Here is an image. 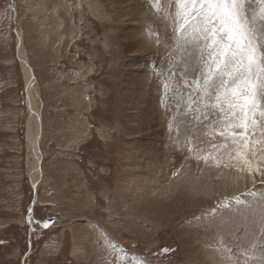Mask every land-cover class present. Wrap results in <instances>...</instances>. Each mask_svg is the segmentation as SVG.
<instances>
[{"label": "rangeland", "instance_id": "374dc122", "mask_svg": "<svg viewBox=\"0 0 264 264\" xmlns=\"http://www.w3.org/2000/svg\"><path fill=\"white\" fill-rule=\"evenodd\" d=\"M13 1L17 24L10 0H0V264H21L23 256L24 264H196V259L212 264L206 250L227 264H264V154H249L251 165L259 163V179L241 191L214 173L208 185L200 177L182 183L170 176L167 187L145 188L138 196L131 184L125 186L127 173L137 171L133 156L148 133L137 122L139 87L130 77L145 67L153 73L159 64L150 51L134 52L127 35L141 20L148 36L152 31L155 38L162 33L179 38L173 44L183 52L175 0L156 7L150 0ZM15 31L34 77L32 102L42 121L31 251L26 216L35 163L29 138L35 124ZM180 60L177 73L167 63L177 78L187 69ZM201 109L202 124L214 123L198 129V142L207 132L212 138L218 127L217 111ZM187 135L194 137L195 130ZM261 139L258 129L252 140ZM208 142L206 156H214L217 167L238 161L232 158L235 152L211 146L223 138ZM160 155L175 165L190 153ZM201 159L206 163L208 158ZM258 186L262 194L254 192ZM199 226L213 231L197 239L193 233Z\"/></svg>", "mask_w": 264, "mask_h": 264}, {"label": "bare ground", "instance_id": "6f19581e", "mask_svg": "<svg viewBox=\"0 0 264 264\" xmlns=\"http://www.w3.org/2000/svg\"><path fill=\"white\" fill-rule=\"evenodd\" d=\"M259 7L260 6L258 4L252 5V9L254 10H259ZM139 23L140 25H138V27H136L131 33H129L127 35V38L132 41L131 43L134 52L138 51L140 53H144V51H150L152 54L156 55L157 60H155L159 64L156 68L157 71L154 70L153 73H150L147 67H145L146 69L144 71L140 70L139 72H136L138 74H132V76L130 77L131 81L134 82V87H139L138 90L135 88L136 91H138L137 101L135 102H137L136 104L139 103V105L136 106V110L137 114L140 113L141 115L138 118L137 122L141 128H147L148 133H146V140H144L145 142H143L142 145L143 149H141V152L139 151L137 154L134 153L135 155L133 156V158L138 161H136V164H134L137 171L127 173V180L125 178L126 181H124L125 186L127 187L129 184H131L132 191H134L136 196H138L144 194L147 188H149L150 191H155L162 190L164 187H167L169 185L170 176H173L174 179L178 178V181L182 183H193L200 177V181L205 185H208L207 181L210 180V173H214L212 177L218 175L221 181L225 182L226 184L235 185V187L237 188L236 191H241L244 188L250 186L251 183H256V179H259V177H257L256 175H259L260 173L259 163H257L256 161L253 162L251 168L249 169H247L245 166L243 167L241 163H238V161H232L231 163H228L223 167H217V159H214V156L212 155L206 156V153H208V148L206 147L207 140L209 141L208 143H211V141H216V138L220 136L218 135L217 131H213L211 133V138V136L207 132L206 134H204L203 141L198 142V129L201 130L202 126L211 128L214 123H209L207 119L202 124L201 118L203 116V110L201 109V107H204L205 104L201 103V97L198 94L197 86L194 83L199 74L191 70V60L185 54V47L183 46L185 51L182 49L183 52H181V49L179 50L178 46L176 44H173V42L179 41V38L175 37L174 39L173 36H167L163 33L155 38V35H152L154 33L152 31H149L150 36H148V33L145 32V25L141 24V20ZM17 36L21 39L19 33L17 34ZM155 44H159L157 50L153 49L155 47ZM181 45H183V43H181ZM174 46H176V48ZM17 54L19 61L27 63L26 58L21 51V41L18 47ZM181 58L183 59V64L187 66V73L182 74V78H177V74H171L170 71H167V67L169 66L167 65V63L171 64L169 67H171L174 72L177 73V68L179 62L181 61ZM185 61H187V63ZM136 64L143 66L142 62ZM21 66L24 70V73L26 74L27 84L25 86H27L29 110L32 113L31 117L35 124V127H33L32 133H30L29 138L31 151L33 152V155L35 157V163H33L34 165L30 171L29 176L33 182H37L39 181V176L37 174H39L38 160L40 158L37 152V143L41 129L37 122V117L39 116V114L35 109V105L33 104L34 101L32 102L35 90L34 77L31 74L30 70L26 68L23 63H21ZM195 93H197L196 99H194ZM177 102H179L181 105V109L179 112L176 111ZM186 104H189L191 106V109L193 110H189V108L184 107V105ZM134 113L135 112H133V114ZM215 116L218 117L217 114H214V117ZM135 118H137V115L134 116L133 120ZM159 125L163 126L162 130H158ZM152 128H154V130H152ZM192 129L195 130L194 137H190L187 135V133ZM196 142L198 146L195 145ZM135 147H137L136 144ZM187 150L190 153V156L184 159L181 157L179 159L180 161L175 165L172 164L171 160H163L162 156L160 155L162 154L163 156H165V158H167L169 154H176V156H181ZM201 158L208 159L205 163V161ZM131 161L132 160H130V162ZM254 165L256 166V168L254 167ZM35 168L36 172H32ZM261 168L263 169V172L264 165L261 164ZM259 190H262L259 188V186L255 187L254 192H259ZM262 191H264V189ZM259 193H257V195ZM224 212L227 211L224 210ZM256 214L257 213H255L254 215ZM235 217L238 219L237 216ZM204 229L205 230H203V227L201 226L197 227L195 233H193V236L197 237L198 239L201 238V235L206 236L211 233V231H213L211 230V228L208 229V227H205ZM198 243L199 242L197 240L192 242L195 251H197L196 247ZM216 254L217 253H213V251L211 250L204 251V255L211 258L209 260H212V264L213 262L216 264H227V260H219V255ZM195 263L197 264V259Z\"/></svg>", "mask_w": 264, "mask_h": 264}, {"label": "snow or ice", "instance_id": "6c2138e0", "mask_svg": "<svg viewBox=\"0 0 264 264\" xmlns=\"http://www.w3.org/2000/svg\"><path fill=\"white\" fill-rule=\"evenodd\" d=\"M150 2L156 7L162 0ZM175 4L176 31L191 70L199 73L194 83L201 103L218 114L216 130L223 143L211 146L229 155L235 152L232 158L251 168L249 154L253 150L264 154V0H175ZM253 4L260 5L258 14ZM184 107L193 110L189 104ZM180 109L177 102L176 111ZM258 129L262 139L253 141ZM236 202L245 203L239 198Z\"/></svg>", "mask_w": 264, "mask_h": 264}, {"label": "water", "instance_id": "95a60500", "mask_svg": "<svg viewBox=\"0 0 264 264\" xmlns=\"http://www.w3.org/2000/svg\"><path fill=\"white\" fill-rule=\"evenodd\" d=\"M13 2H14L13 0H10L14 23L17 24L16 12H15V8H14V5H13L14 4ZM15 36H16V50L18 51V47L20 45L21 39L17 36L16 31H15ZM19 62L23 63L30 70V72L32 74L31 68L28 66V64L26 62L25 63L23 61H19ZM25 94H26V87H25ZM26 97H27V94H26ZM37 122H38V125H39L40 129H41L42 128V121H41L40 115L37 117ZM40 167H41V158L38 160V168H39L38 171L39 172L41 171ZM30 185H31V190H32V199H31V202L29 204L28 214L26 216V222H27V225H28V233H27L28 234V242H27L28 251H31L30 237H31L32 230H33V224H32V220L31 219H32V215H33V208H34V205H35V201L37 199V182H33L30 179ZM25 258H26V256H23V258L21 260V264H24Z\"/></svg>", "mask_w": 264, "mask_h": 264}]
</instances>
